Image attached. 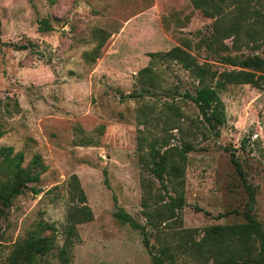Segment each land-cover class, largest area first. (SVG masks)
Instances as JSON below:
<instances>
[{"label":"rangeland","instance_id":"1","mask_svg":"<svg viewBox=\"0 0 264 264\" xmlns=\"http://www.w3.org/2000/svg\"><path fill=\"white\" fill-rule=\"evenodd\" d=\"M231 1L0 0V149L22 153L32 173L41 171L36 157L46 168L9 204L0 199V264H25L15 251L33 230L51 245L33 264H151L164 247L178 264H216L187 239L247 216L264 227V89H220L226 121L217 136L187 97L199 80L180 62L153 56L188 40L190 54L218 74L264 58L246 35L214 41ZM165 139L193 148L179 179L152 172L151 146L164 152ZM181 193V209L151 226L145 212L165 210ZM85 206L92 219L79 222ZM121 210L141 227L121 223Z\"/></svg>","mask_w":264,"mask_h":264},{"label":"trees","instance_id":"2","mask_svg":"<svg viewBox=\"0 0 264 264\" xmlns=\"http://www.w3.org/2000/svg\"><path fill=\"white\" fill-rule=\"evenodd\" d=\"M231 3L234 7L233 10H230L228 15L219 19L214 25V41L233 38L234 42L238 43L242 36L246 35V43L255 44V49L264 47V0H232ZM190 48V41L186 40L182 46L174 47L166 53L153 54V56L180 62L199 80L195 94H187V97L200 108L209 131H215L218 136L220 135L219 128L226 121L225 105L220 97V89L227 85L246 84L264 89V58L259 55L249 56L244 60L234 62L235 66H240L239 70L224 71L218 74L211 70L207 64H200L188 51ZM223 49L227 51L230 47L226 44ZM225 60L232 61L228 56L225 57ZM149 71L150 69L146 68L142 73L148 74ZM150 79L152 80L153 77ZM2 135L3 130L0 127V137ZM205 137L207 138L208 135ZM160 149L166 150L160 152L157 149V143L151 146V162L155 165L152 172L161 180L165 177L168 179L182 177L184 170L180 168V162L185 161L186 153L193 148L171 147L169 140L165 139ZM13 153L12 147L0 149V159H2L0 163V199L4 204H9L12 199L21 195L27 183L39 182L41 173L46 169L41 166L40 158L36 157L33 160V165L41 167V171L32 173L30 169L22 167L23 154L13 156ZM176 153L178 161L175 160ZM232 161L239 175L244 176V170L234 154ZM3 175L6 179L3 178ZM247 190L250 196L248 205L252 208L256 202L255 190L249 185H247ZM34 192L38 194L40 190L34 189ZM81 196L84 200L83 193ZM184 201V195L181 193L165 204V210H147L145 215L148 222L151 226L158 228V221L163 223L172 218L176 211L181 209ZM145 207L148 208L147 204ZM80 216L79 222L90 221L92 219L90 208L86 206L80 208ZM116 217L123 224L129 223L133 228L141 227L131 215L122 210L116 213ZM247 219V222L244 223L207 227L204 229V235L200 241L189 238L186 244L192 242V245L186 247L197 252L202 260L207 262L213 260L216 264H264V227L261 222L250 216H247ZM184 231L187 233V237H192V234L197 232V230ZM41 233L42 231L33 230L16 248L15 255L22 256L25 264H33L38 256L49 254L51 245ZM145 244L147 248H150L147 238ZM151 264L178 263L169 254V249L164 247L160 254L153 255Z\"/></svg>","mask_w":264,"mask_h":264}]
</instances>
